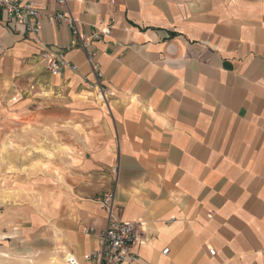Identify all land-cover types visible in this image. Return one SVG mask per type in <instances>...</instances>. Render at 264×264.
Segmentation results:
<instances>
[{
    "label": "crops",
    "instance_id": "0c3cea01",
    "mask_svg": "<svg viewBox=\"0 0 264 264\" xmlns=\"http://www.w3.org/2000/svg\"><path fill=\"white\" fill-rule=\"evenodd\" d=\"M19 1L41 30H12L0 9V121L83 133L57 162L64 182L52 174V252L94 264L110 192L118 220L144 225L137 264H264V0H67L109 104L54 0ZM44 46L66 54L61 74Z\"/></svg>",
    "mask_w": 264,
    "mask_h": 264
},
{
    "label": "rangeland",
    "instance_id": "374dc122",
    "mask_svg": "<svg viewBox=\"0 0 264 264\" xmlns=\"http://www.w3.org/2000/svg\"><path fill=\"white\" fill-rule=\"evenodd\" d=\"M4 124L0 121V264H64L49 247L42 217L49 216L52 174L64 182L57 162L74 151L67 144L82 129L68 134L31 117Z\"/></svg>",
    "mask_w": 264,
    "mask_h": 264
},
{
    "label": "built area",
    "instance_id": "2783aa9c",
    "mask_svg": "<svg viewBox=\"0 0 264 264\" xmlns=\"http://www.w3.org/2000/svg\"><path fill=\"white\" fill-rule=\"evenodd\" d=\"M54 2L58 7L54 20L68 26L86 53L94 77V81H88L87 79V88L89 91L96 93L102 103L109 104L113 94L102 83L103 75L95 62L96 55L87 49V40L81 33L78 21L71 13L67 0H54ZM0 9L5 15L7 25L12 30L22 28L28 34H38L40 32L42 14L34 3H22L19 0H0ZM111 32V28L98 30L93 34L92 39L99 40L103 36H110ZM40 59L46 70L53 75L61 74L63 69L70 65L65 53L53 52L48 46L43 47ZM71 68L77 70L76 66H71ZM114 200L115 194L110 192L97 199L108 213V222L98 240V248L92 251L87 259L94 264H137L140 259L137 250L145 241L144 225L141 221L123 222L118 220L113 214ZM90 231H87V233H90ZM168 252L169 250L166 249L163 253L167 254ZM210 254L215 255V251L210 250ZM64 264L84 263L74 255H67Z\"/></svg>",
    "mask_w": 264,
    "mask_h": 264
}]
</instances>
